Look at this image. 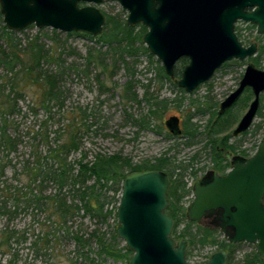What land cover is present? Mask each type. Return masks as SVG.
<instances>
[{
    "label": "trees",
    "instance_id": "16d2710c",
    "mask_svg": "<svg viewBox=\"0 0 264 264\" xmlns=\"http://www.w3.org/2000/svg\"><path fill=\"white\" fill-rule=\"evenodd\" d=\"M248 27L256 26L249 23ZM1 28L5 48L0 49V68L5 73L0 85V219L5 218L7 223L0 228V254L11 253L15 243L28 240L29 231L34 225L19 227L13 221L22 212L29 211L33 214L34 223L38 224L35 226L38 233L31 242L37 254H47L49 249L54 251L58 242L67 238L74 244L76 257L84 258L88 264H96V258L102 261L111 260L115 264H128L133 252L126 245H122L117 234V208L122 193V181L128 173L158 169L166 172L171 179L170 206L166 211L174 219V238L186 239L188 247L197 244L203 247L217 245L216 251H227V264H235V253L243 242L231 243L227 239H218L216 235L219 229L187 218L188 207L184 206V199L192 193L193 185L188 188L184 178L185 171L191 164H174L166 155L134 163L131 158L121 154L102 152L95 153L90 160L88 152L83 150V136L91 129L85 111H82V116L66 113L60 122L54 124V129L49 125L53 106L59 104L57 106L60 109L62 107L63 76L67 69H72H62L64 52L58 47L60 34L56 29H52L51 36L40 30L35 35L27 36L23 42L19 34L8 29L5 24ZM147 31L148 27L142 23L130 26L126 20L106 14L105 29L101 35L92 36L74 31L67 35L81 34L101 46H107L117 56L113 63L122 62L131 71L132 68L125 58L127 55H138L142 51L152 56L144 45L143 37ZM236 32L243 42L239 27ZM44 37L52 39L53 45L47 46ZM261 38L263 40L264 35H257V39ZM261 56H264V42L260 43L257 55L252 56L251 60L259 65ZM105 58L106 53L100 48L90 47L85 57V73H88L92 65L99 67L102 74L112 72ZM188 62L186 57L179 60L174 70L175 78L181 77ZM47 63L55 64V69L46 68ZM227 65L229 62L223 66ZM159 73L160 80L172 81L163 66H160ZM101 85L107 88L104 82ZM245 92L224 114L218 115V111H212L206 125L207 145L210 146V155L215 163L213 168L216 171L224 172L231 168V162L226 163L223 156L227 149L241 157L251 156L246 150H241L239 154L236 145L229 144L233 131L221 135L236 122L234 108L242 102L246 106L253 98L251 89ZM123 96L128 100L138 101L131 82L124 85ZM27 98L31 101L30 109L43 108L48 114V119L37 130L29 126H25L24 130L21 126L22 118H19L23 111L20 102ZM145 98L150 101L151 114L162 117L168 100H159L148 94ZM261 109L262 107L259 114ZM142 123L148 126L146 120ZM198 128V124L188 122L181 136H175L169 131L168 136H185L188 137L187 143H193L197 138ZM247 133L248 131L242 134ZM87 216L102 224L113 218L114 230L110 233L99 228L85 231L78 227L76 221ZM38 217L42 220L38 221ZM181 224H184L182 229ZM93 254L96 258H93ZM187 258L191 260L190 251H187ZM75 263L73 259L69 261V264ZM244 263L264 264V259L254 251L244 256Z\"/></svg>",
    "mask_w": 264,
    "mask_h": 264
},
{
    "label": "water",
    "instance_id": "95a60500",
    "mask_svg": "<svg viewBox=\"0 0 264 264\" xmlns=\"http://www.w3.org/2000/svg\"><path fill=\"white\" fill-rule=\"evenodd\" d=\"M105 0H0V11L8 29L19 32L30 25L63 32L99 36L106 15L98 7ZM128 11L127 24L148 27L143 40L148 50L175 79L176 63L189 59L175 83L192 93L209 81L229 61L256 55L258 43L246 46L238 37L239 21L256 25L264 35V0H118ZM254 98L233 129L238 136L252 126L264 92V69L249 62L239 82L219 106L229 109L246 88ZM165 125L173 135H182L180 118L170 116ZM226 174L212 171L193 184V200L187 218L203 224L216 216L214 226L231 243L255 246L264 259V139L248 157H231ZM170 176L158 169L128 173L122 181L117 208V234L133 255L128 264H198L187 258L188 241L172 235L174 219L170 206ZM226 250L213 252L202 264H227Z\"/></svg>",
    "mask_w": 264,
    "mask_h": 264
},
{
    "label": "rangeland",
    "instance_id": "374dc122",
    "mask_svg": "<svg viewBox=\"0 0 264 264\" xmlns=\"http://www.w3.org/2000/svg\"><path fill=\"white\" fill-rule=\"evenodd\" d=\"M98 7L105 15H114L121 20H127L128 11L122 7L118 0H105ZM2 24H5L3 15L2 21H0V49L5 48ZM248 24L239 21L236 25V28L239 27L244 45L247 46L253 42L260 45L264 42V38L263 40L262 38L257 39V35L260 36L257 34V27H248ZM52 29L54 28H38L35 25H30L17 33L24 42L27 36L35 35L40 30L51 36ZM139 29L138 27L137 30ZM57 32L60 34L58 47L64 52L62 69L65 67H72V69H67L63 76L61 83L64 91L62 107L60 109L57 106L59 104L53 106L51 120L49 119L51 129L55 128L54 124L60 122L66 113L72 112V115L82 116V111H85V117L91 129L83 136V150L88 152L90 160L97 152L121 154L131 158L134 163H140L146 159L154 160L166 155L171 158L174 164H191L185 171L184 178L188 188L199 180L212 163L205 130L211 112L218 111L220 103L238 86L248 63L253 61L249 58L242 61L236 60L237 62L229 61V65L222 66L209 81L200 85L192 93H188L175 83V79L178 77L172 81L158 78L159 68L163 66V63L150 51L152 56L142 51L138 55H127L125 58L132 68L131 71H128L122 62L113 63L117 56H114L113 51L107 46H101L96 41H92V39L81 34L67 35L69 32L61 30H57ZM44 40L47 46L53 45L52 39L44 37ZM144 45L146 46L145 43ZM90 47L100 48L102 52L106 53V63L112 72L102 74L99 67L92 65L88 73H85V57ZM71 50L75 52L71 53ZM256 66L264 69V56H261L260 64ZM55 67V64H46V68L55 69ZM4 73V70L0 68V85ZM98 74H101L99 78L97 77ZM100 81L104 82L107 88L102 87ZM129 82H131V88L138 95V101L128 100L123 96L124 85ZM245 93L242 94V97ZM146 94L159 100H168L167 109L162 117H155L151 114L152 107L150 101L145 98ZM250 102L246 106H243L242 102L234 108V116L237 117L236 122L231 129H227L221 135L233 131L248 109ZM30 104L31 101L28 98L20 102L23 112L19 119L22 118L21 126L24 130H26L25 126L37 130L42 126L43 121L48 119V114L43 108L30 109ZM261 107V114L258 112L252 126L247 130L248 133L232 136L230 139V143L236 145L239 154L241 150H246L247 153L253 155L259 142L264 139V92L261 94ZM25 114L26 116H24ZM173 115L180 118L183 129L188 122L199 125L198 135L193 143H187L188 137L185 136L180 138L168 136L169 130L165 121ZM143 120L148 122V126L143 125ZM193 197L192 191L185 197L184 206L188 207ZM32 218L33 214L28 211L22 212L13 221V224L19 227L32 224L34 226L29 231L27 241L15 243L11 253L0 254V264H69L71 259L76 262L75 264H88L84 258L76 257L74 244L71 239L67 238L61 239L54 251L49 249L47 254H37L31 246V242L34 235L38 233L37 228H35L38 224L34 223ZM37 220H42V218L39 219L38 217ZM6 223L5 218L0 219V228ZM76 224L88 232L94 228H99L101 231L110 233L114 230L115 220L110 218L107 223L102 224L97 219L87 216L78 218ZM183 227L184 224H181L180 229ZM216 236L218 239H227L220 230ZM120 240L122 245H125V241ZM216 246L212 244L203 247L197 244L188 247L191 258L189 261L198 264L206 262L207 257L216 251ZM254 251H256L254 245L243 242L235 253L234 263L245 264L244 256ZM93 258H96L94 254ZM95 263L115 264L111 260L102 261L100 258H96Z\"/></svg>",
    "mask_w": 264,
    "mask_h": 264
},
{
    "label": "flooded vegetation",
    "instance_id": "af4514ba",
    "mask_svg": "<svg viewBox=\"0 0 264 264\" xmlns=\"http://www.w3.org/2000/svg\"><path fill=\"white\" fill-rule=\"evenodd\" d=\"M241 42H242V41H241ZM242 43H243V42H242ZM243 44H244V43H243ZM247 46H248V45H247ZM258 46H259V45H258ZM258 48H259V47H258ZM257 52H258V51H257ZM254 56H255V55H254ZM249 59H251V57H249ZM234 60H236V59H234ZM251 61H252V60H251ZM230 64H231V63H230ZM255 65H256V64H255ZM238 85H239V84H238ZM237 87H238V86H237ZM237 87H236V88H237ZM236 88H235V89H236ZM235 89H234V90H235ZM247 89H251V88L248 87V88L245 89V91H246ZM234 90H233V91H234ZM245 91H244V92H245ZM251 91H252V89H251ZM244 92H243V93H244ZM243 93H242V94H243ZM252 93H253V92H252ZM241 97H242V95L237 99V101H238ZM253 98H254V95H253ZM253 98H252V100H253ZM252 100H251V101H252ZM260 100H261V98H260ZM237 101H236V102H237ZM236 102H235V103H236ZM235 103H234V104H235ZM234 104H233V105H234ZM260 104H261V103H260ZM233 105H232V106H233ZM232 106H231V107H232ZM231 107H230V108H231ZM230 108H229V109H230ZM229 109H227V110H229ZM259 109H260V107H259ZM218 110H219V109H218ZM227 110H226V111H227ZM226 111H225V112H226ZM258 111H259V110H258ZM225 112H224V113H225ZM224 113H222V114H224ZM222 114H219V113H218V115H222ZM257 114H258V112H257ZM180 127L182 128L181 120H180ZM182 130H183V128H182ZM232 134H233V133H232ZM240 135H241V134H240ZM175 136H176V135H175ZM179 136H181V135H179ZM229 144H230V139H229ZM221 150H223V148H221ZM235 154H236V153L231 152L230 149L225 150V151L223 152V156H224V158H225V162H226V163H227V162L230 163V162H231V160H230L231 157L235 156ZM211 160H212V159H211ZM214 164H215V163H214V161L212 160V163H211L210 166L207 168V170L201 175L200 178L204 177L206 174H208V173H210V172H212V171H216V170L213 168ZM229 170H230V167H229L226 171H224V172H219V171H216V172L219 173V174H221V175H223V174H226ZM200 178H199V179H200ZM216 221H217V218H216L215 215H214V216H209V217H207V218L204 219L203 224L210 225V226H212V228H216V227L214 226V224H215Z\"/></svg>",
    "mask_w": 264,
    "mask_h": 264
}]
</instances>
